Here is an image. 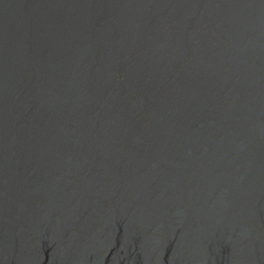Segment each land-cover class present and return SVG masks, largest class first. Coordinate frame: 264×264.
Here are the masks:
<instances>
[{
	"label": "water",
	"instance_id": "1",
	"mask_svg": "<svg viewBox=\"0 0 264 264\" xmlns=\"http://www.w3.org/2000/svg\"><path fill=\"white\" fill-rule=\"evenodd\" d=\"M0 264H264V0H0Z\"/></svg>",
	"mask_w": 264,
	"mask_h": 264
}]
</instances>
